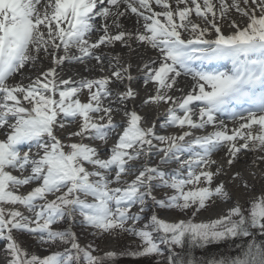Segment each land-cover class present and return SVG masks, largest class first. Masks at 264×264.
<instances>
[{
	"label": "snow or ice",
	"instance_id": "1",
	"mask_svg": "<svg viewBox=\"0 0 264 264\" xmlns=\"http://www.w3.org/2000/svg\"><path fill=\"white\" fill-rule=\"evenodd\" d=\"M0 243L264 264V0H0Z\"/></svg>",
	"mask_w": 264,
	"mask_h": 264
},
{
	"label": "rangeland",
	"instance_id": "2",
	"mask_svg": "<svg viewBox=\"0 0 264 264\" xmlns=\"http://www.w3.org/2000/svg\"><path fill=\"white\" fill-rule=\"evenodd\" d=\"M89 239H91V237H89ZM126 243H127V240H124V239L118 241L117 242V248L123 247ZM0 247H3V244L2 243H0ZM199 254L200 253L198 252L197 255H199ZM126 259L127 258L122 259L120 261V264H127V263L131 264V262H133L135 264H149V261L144 260V259H140V260H135V259H131V258H128V260H126ZM129 261H131V262H129Z\"/></svg>",
	"mask_w": 264,
	"mask_h": 264
},
{
	"label": "bare ground",
	"instance_id": "3",
	"mask_svg": "<svg viewBox=\"0 0 264 264\" xmlns=\"http://www.w3.org/2000/svg\"><path fill=\"white\" fill-rule=\"evenodd\" d=\"M77 72V69H75V68H70V69H68V72L66 73V74H75ZM85 75L87 74V73H84ZM137 86H139V85H137ZM205 215H207V213H205ZM117 247V242H115L114 244H109V247Z\"/></svg>",
	"mask_w": 264,
	"mask_h": 264
},
{
	"label": "trees",
	"instance_id": "4",
	"mask_svg": "<svg viewBox=\"0 0 264 264\" xmlns=\"http://www.w3.org/2000/svg\"><path fill=\"white\" fill-rule=\"evenodd\" d=\"M126 260H128V258L126 259ZM129 262H131V261H129ZM133 262H131V264H132ZM127 264H129V263H127ZM133 264H135V263H133Z\"/></svg>",
	"mask_w": 264,
	"mask_h": 264
}]
</instances>
